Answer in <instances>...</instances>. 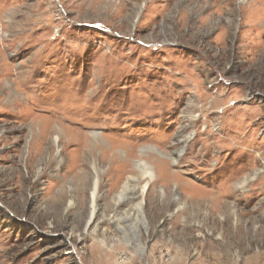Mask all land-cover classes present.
<instances>
[{"label": "rangeland", "instance_id": "rangeland-1", "mask_svg": "<svg viewBox=\"0 0 264 264\" xmlns=\"http://www.w3.org/2000/svg\"><path fill=\"white\" fill-rule=\"evenodd\" d=\"M0 264H264V0H0Z\"/></svg>", "mask_w": 264, "mask_h": 264}, {"label": "bare ground", "instance_id": "bare-ground-1", "mask_svg": "<svg viewBox=\"0 0 264 264\" xmlns=\"http://www.w3.org/2000/svg\"><path fill=\"white\" fill-rule=\"evenodd\" d=\"M96 136V135H95ZM98 137V136H97ZM178 152V151H177ZM178 155V153H177ZM174 159V161L176 160V157L172 158ZM159 163V162H158ZM146 164V163H145ZM159 165V164H158ZM145 166V165H144ZM157 166V165H156ZM143 168V167H142ZM150 168V167H149ZM159 168V167H158ZM149 170V169H148ZM147 174L150 176L151 172L147 171ZM135 178L133 177H127L126 180L123 182L120 191L116 194L115 200L116 202H120V201H124L125 198L130 199L132 196L139 194H142L144 188L142 189H135L131 182L134 180ZM244 184V183H243ZM191 187V186H190ZM128 195H131L130 197H127ZM133 198V197H132ZM127 201V200H126ZM140 206H141V202L137 203L135 207H137V211L138 209L140 210ZM134 207V206H133ZM130 212V211H129ZM140 212V211H139Z\"/></svg>", "mask_w": 264, "mask_h": 264}]
</instances>
